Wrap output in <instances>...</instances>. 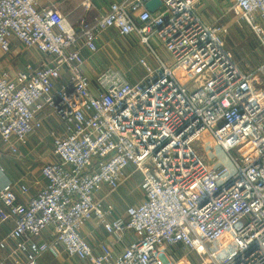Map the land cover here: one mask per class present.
<instances>
[{"label":"built area","instance_id":"built-area-1","mask_svg":"<svg viewBox=\"0 0 264 264\" xmlns=\"http://www.w3.org/2000/svg\"><path fill=\"white\" fill-rule=\"evenodd\" d=\"M150 1L110 3L92 24L73 26L52 0H0V53L14 39L51 58L0 72L1 144L16 154L44 108L64 125L53 140L58 162L41 169L45 187L25 205L11 185L0 189L25 264L61 253L83 264H176L178 248L198 252L201 264H264V61L241 72L224 48L226 30L198 16L202 0H159L153 12ZM231 9L264 53V0H232ZM108 31L153 58L140 60L138 83L111 68L93 80L83 74L81 51L96 54ZM62 70L73 90L54 89ZM203 134L217 151L210 163L193 146ZM135 174L142 199L118 216L106 200ZM89 223L111 240L91 246L81 235ZM232 230L235 253L225 246Z\"/></svg>","mask_w":264,"mask_h":264},{"label":"crops","instance_id":"crops-1","mask_svg":"<svg viewBox=\"0 0 264 264\" xmlns=\"http://www.w3.org/2000/svg\"><path fill=\"white\" fill-rule=\"evenodd\" d=\"M122 0H52L56 10L67 18L69 23L77 26L80 20L85 19L92 24L94 19L104 14L110 3H117ZM88 6V7H87ZM232 0H202L196 6V12L206 25L218 26L219 21H224L234 17L232 11ZM119 37L114 31H108L99 37V50L96 54H91L87 50H82L80 59L82 61L81 70L89 79L108 67L122 73L131 84H136L144 77V71L140 66V60L148 55L146 49L141 45L137 48L134 62L131 63L129 74L126 75L120 68H114L111 58L104 56L102 51L112 48L119 49ZM155 47L158 48L159 55L165 56V52L160 44L155 40ZM121 49V47H120ZM122 50V49H121ZM135 52V49H132ZM51 58L43 55L37 49H25L16 40L12 39L10 54L0 53V72L8 71L16 73L26 66L39 67L44 63H50ZM153 62V61H152ZM152 64V63H151ZM113 66V67H112ZM129 69V68H128ZM65 87L66 90H73L71 85V75L68 71L62 70L60 78L55 83V90ZM41 127L35 130L27 139L24 145H17V153L11 154L5 150L0 142V189L6 185H11L16 195L17 203L25 205L35 197L46 185V180L41 174V169L46 164L57 163L58 158L53 153V140L55 137L64 135V125L57 113L51 108H44L37 115ZM23 189L26 192H23ZM120 195H111L106 200L107 206L118 209V216L123 215L130 206L139 204L141 200L134 199L130 203ZM126 208L123 212L119 210ZM116 212V211H115ZM14 228L13 219L7 216L6 208L0 203V242L6 243V251L0 256V262L5 264H25L24 256L16 251L17 241L10 239L9 235ZM82 237L91 246L97 248L101 243L111 240L101 229L87 224L81 231ZM134 235L127 234L124 244L133 240ZM115 254L121 252V247L114 249ZM39 264H83L74 259H70L64 253L57 258L45 255Z\"/></svg>","mask_w":264,"mask_h":264},{"label":"rangeland","instance_id":"rangeland-1","mask_svg":"<svg viewBox=\"0 0 264 264\" xmlns=\"http://www.w3.org/2000/svg\"><path fill=\"white\" fill-rule=\"evenodd\" d=\"M218 26H221L226 30V34L222 35L224 48L241 72L249 73L253 68L264 61V53L259 48L256 37L247 26V24L243 22V20L238 19V16H234L232 18L230 17L229 19L224 21H219ZM118 44L122 50L120 49V47L119 49H117L116 47L112 48L111 50L104 48L102 53L104 56H107L108 58H111L113 60L115 66L114 68H120L121 71L128 75L130 67H132L131 63L134 62V58L136 56V47H139L140 45L132 40L120 38L118 39ZM132 49H135V52H133ZM156 52L157 54H159L158 48H156ZM145 59L149 63H152L153 61V58L150 56V54L145 55ZM193 146L198 147L195 148L196 151L206 162L210 163L212 156L214 154H217V151L214 150L208 143L205 134H203L202 137L193 144ZM217 157L220 160H223L222 154H218ZM212 164H214V162H212ZM140 181V175L135 174L111 195H120L124 200L129 201V203L134 199L141 200L142 192L139 188ZM105 207L108 208L110 206H107V204L105 203ZM125 209L126 208L124 207L119 211L123 212ZM114 211H116L117 213L118 209H114ZM225 246L232 253L237 252V250L239 249L237 246V240L235 238V230H232L228 234V237L225 240ZM212 249L216 250L217 248L212 247ZM176 254V264H201L200 256L196 251L178 248L176 250Z\"/></svg>","mask_w":264,"mask_h":264},{"label":"water","instance_id":"water-1","mask_svg":"<svg viewBox=\"0 0 264 264\" xmlns=\"http://www.w3.org/2000/svg\"><path fill=\"white\" fill-rule=\"evenodd\" d=\"M161 5L159 0H151L150 2L147 3L146 8L148 11L153 12L157 8H159Z\"/></svg>","mask_w":264,"mask_h":264}]
</instances>
